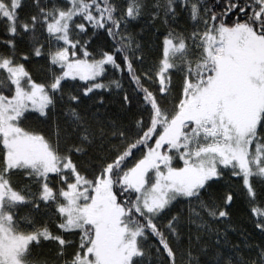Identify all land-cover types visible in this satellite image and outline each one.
<instances>
[{"label": "snow or ice", "instance_id": "6c2138e0", "mask_svg": "<svg viewBox=\"0 0 264 264\" xmlns=\"http://www.w3.org/2000/svg\"><path fill=\"white\" fill-rule=\"evenodd\" d=\"M0 264H264V0H0Z\"/></svg>", "mask_w": 264, "mask_h": 264}]
</instances>
